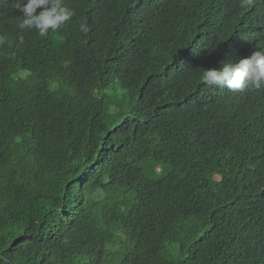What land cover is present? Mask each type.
Segmentation results:
<instances>
[{"label":"trees","instance_id":"16d2710c","mask_svg":"<svg viewBox=\"0 0 264 264\" xmlns=\"http://www.w3.org/2000/svg\"><path fill=\"white\" fill-rule=\"evenodd\" d=\"M64 3L41 37L0 0V256L264 264V87L199 79L264 50V0Z\"/></svg>","mask_w":264,"mask_h":264},{"label":"clouds","instance_id":"9594fccd","mask_svg":"<svg viewBox=\"0 0 264 264\" xmlns=\"http://www.w3.org/2000/svg\"><path fill=\"white\" fill-rule=\"evenodd\" d=\"M252 3L253 0H241L240 6L246 8ZM15 8L22 13L18 24L21 32L35 30L41 37H47L50 31L52 34L57 33L75 15L74 11L65 5L64 0H15ZM79 30L87 35L89 26L81 23ZM20 40L23 41L22 34ZM4 43L5 37L0 36V45ZM199 79L208 87L232 92H242L249 87L260 89L264 87V50L253 51L250 56L235 63L223 62L218 69H204ZM0 264H10V261L0 256Z\"/></svg>","mask_w":264,"mask_h":264}]
</instances>
